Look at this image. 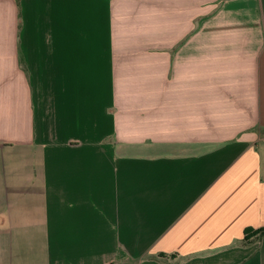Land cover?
<instances>
[{
	"label": "crops",
	"instance_id": "crops-1",
	"mask_svg": "<svg viewBox=\"0 0 264 264\" xmlns=\"http://www.w3.org/2000/svg\"><path fill=\"white\" fill-rule=\"evenodd\" d=\"M246 229L264 0H0V264H264Z\"/></svg>",
	"mask_w": 264,
	"mask_h": 264
},
{
	"label": "trees",
	"instance_id": "trees-1",
	"mask_svg": "<svg viewBox=\"0 0 264 264\" xmlns=\"http://www.w3.org/2000/svg\"><path fill=\"white\" fill-rule=\"evenodd\" d=\"M262 236H264V229L260 230H251L246 229L244 232V238L239 242L242 246H248L251 242L259 240ZM148 259H154L159 262H163L165 259L177 260L179 259L178 255H166V254H159L156 256L148 257Z\"/></svg>",
	"mask_w": 264,
	"mask_h": 264
}]
</instances>
